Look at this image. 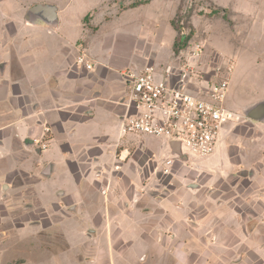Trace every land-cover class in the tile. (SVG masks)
Instances as JSON below:
<instances>
[{
	"label": "crops",
	"instance_id": "crops-1",
	"mask_svg": "<svg viewBox=\"0 0 264 264\" xmlns=\"http://www.w3.org/2000/svg\"><path fill=\"white\" fill-rule=\"evenodd\" d=\"M154 2L89 0L88 12L75 11L76 28L68 21L75 0H6L0 7V206L27 194L39 169L46 179L37 182L54 183L58 169L53 163L42 169L41 163L58 160L65 204L87 207L82 216L89 223L110 224L104 235L126 240L121 256L132 255L131 239L137 238L136 257L157 256L145 257V264H161V255L179 251L203 257L200 264H264V118L224 126L214 153L195 160L200 171L194 172L185 170L188 157L177 143L121 130L128 111L121 74L143 66L111 56L107 34L119 26L103 16L123 8L134 13ZM35 7L40 10L32 17ZM49 9L55 22L43 21ZM87 14L94 15L95 33L82 26ZM134 23L136 34L144 25ZM121 30L127 44L134 34ZM80 57L91 69L77 63ZM43 128L54 138L38 160L31 146ZM167 160L171 175L162 173ZM148 238L155 240L151 247L142 241ZM112 248L104 253L118 254Z\"/></svg>",
	"mask_w": 264,
	"mask_h": 264
},
{
	"label": "rangeland",
	"instance_id": "rangeland-1",
	"mask_svg": "<svg viewBox=\"0 0 264 264\" xmlns=\"http://www.w3.org/2000/svg\"><path fill=\"white\" fill-rule=\"evenodd\" d=\"M87 1L89 0H75V4L68 11V21L74 27L78 18L75 11L81 14L88 12L90 6ZM215 1L222 8L214 5L211 0H155L151 5H146L144 9L140 8L141 10L134 13L123 8L111 15H105V22L119 26L112 34H107V38L112 39V44L107 49L111 56L118 58L121 63L128 61L131 65L139 61L144 68L156 62L159 65H154L155 67L165 69L176 65L177 53L171 45L175 39L180 38V44L186 42L184 48L192 42L204 43L208 52L217 53L232 62L233 68L224 105L234 114V120L228 125L242 126L243 122L251 123L244 110L255 102L264 101V0ZM5 2L6 0H1L0 7H3ZM32 14L34 12L30 13L33 17ZM93 17V14H87L82 17L81 22L84 29L95 33L99 27L91 21ZM43 21L47 22L45 18ZM55 21L56 18L53 22ZM137 21L144 26L135 34L134 22ZM74 27H70V33L76 32ZM124 27H128L130 36L134 34L127 44L123 39L126 33L119 31ZM97 42L98 45L104 43L102 40ZM168 55L169 64L165 61ZM46 129V138L48 142L51 140V144L54 134L49 128ZM43 130L45 131L44 128ZM31 147L34 149L32 158L35 159L43 157V153L49 149V146L46 150L39 149L34 140ZM195 160L202 159L188 157L186 171H200ZM51 161L43 159L41 168L54 164L58 169L54 183L37 182L39 179H46L39 169L32 184L26 186L27 194L18 195L19 198L13 204L0 206V264H112L113 261L114 264H145L142 262L145 257L146 260L157 257H136L139 247L137 238L131 239L132 255L121 256L119 253L122 246L127 245L126 240L107 238L104 231L110 224L89 223L85 221L87 218L82 216V213H88L87 207L76 209L70 204H65L67 201L63 194H60L58 183L60 161ZM187 177L190 178L189 175ZM24 187L22 185V188ZM232 194L233 192L228 193L227 197ZM113 225L115 227V224ZM91 231L95 232L96 236H92ZM168 234L166 230L165 236L171 241L174 240ZM183 240L177 241V246L181 245ZM142 241L149 243L147 246L150 247L155 242L152 238ZM156 242L163 243L164 239L157 237ZM111 245L113 253L118 254L104 253V249ZM167 253L166 256H160L161 264H200L201 260L203 262L201 256L186 255L180 251ZM136 259L141 261L138 263Z\"/></svg>",
	"mask_w": 264,
	"mask_h": 264
},
{
	"label": "built area",
	"instance_id": "built-area-1",
	"mask_svg": "<svg viewBox=\"0 0 264 264\" xmlns=\"http://www.w3.org/2000/svg\"><path fill=\"white\" fill-rule=\"evenodd\" d=\"M177 52L176 65L169 68L145 66L125 70L123 106L128 110L121 119L124 134L152 136L177 143L186 157L206 159L216 147L221 130L234 120L225 108L231 60L208 52L202 42L187 44ZM84 57L77 61L91 69ZM48 130L34 142L46 150ZM162 173H171L172 161L163 163Z\"/></svg>",
	"mask_w": 264,
	"mask_h": 264
},
{
	"label": "water",
	"instance_id": "water-1",
	"mask_svg": "<svg viewBox=\"0 0 264 264\" xmlns=\"http://www.w3.org/2000/svg\"><path fill=\"white\" fill-rule=\"evenodd\" d=\"M40 9L35 8L33 9V12H37ZM47 22H53L55 20V14L53 12V9H49V12L47 14L46 18ZM245 116L251 119L255 120H261L264 118V101L257 103L255 106H253L251 109H248L244 112ZM179 155L180 153L177 152Z\"/></svg>",
	"mask_w": 264,
	"mask_h": 264
},
{
	"label": "trees",
	"instance_id": "trees-1",
	"mask_svg": "<svg viewBox=\"0 0 264 264\" xmlns=\"http://www.w3.org/2000/svg\"><path fill=\"white\" fill-rule=\"evenodd\" d=\"M137 4H132L131 7H135ZM186 44V42H183V44H180V38L179 40L175 39V42L173 44V49L174 51L176 50V53L178 52V50H180L181 48H184V45Z\"/></svg>",
	"mask_w": 264,
	"mask_h": 264
}]
</instances>
